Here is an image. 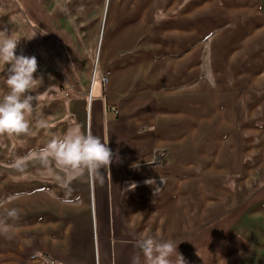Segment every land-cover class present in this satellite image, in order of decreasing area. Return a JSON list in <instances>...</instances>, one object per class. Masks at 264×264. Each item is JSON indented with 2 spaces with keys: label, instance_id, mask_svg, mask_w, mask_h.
<instances>
[{
  "label": "crops",
  "instance_id": "obj_1",
  "mask_svg": "<svg viewBox=\"0 0 264 264\" xmlns=\"http://www.w3.org/2000/svg\"><path fill=\"white\" fill-rule=\"evenodd\" d=\"M202 7L0 0V31L20 39L15 53L35 56L42 78L29 132L0 135V223L9 226L0 264H131L143 232L180 242L187 264L219 262L206 253L220 257V218L236 207L237 184L264 166V85L206 82ZM7 73L0 61V98ZM75 125L115 154L103 185L34 155Z\"/></svg>",
  "mask_w": 264,
  "mask_h": 264
},
{
  "label": "rangeland",
  "instance_id": "obj_2",
  "mask_svg": "<svg viewBox=\"0 0 264 264\" xmlns=\"http://www.w3.org/2000/svg\"><path fill=\"white\" fill-rule=\"evenodd\" d=\"M193 1L203 6L204 22L197 25L201 31L203 28L206 82L220 87L248 82L255 92L254 85H264V0ZM189 22V26L197 23L196 19ZM252 119L258 127L263 123L257 114ZM257 170H253L258 173L252 180L237 184L236 207L220 218V257L206 253L219 261L214 264H264V166L262 173ZM228 242L235 247L224 244ZM229 250L235 251L232 257Z\"/></svg>",
  "mask_w": 264,
  "mask_h": 264
},
{
  "label": "clouds",
  "instance_id": "obj_3",
  "mask_svg": "<svg viewBox=\"0 0 264 264\" xmlns=\"http://www.w3.org/2000/svg\"><path fill=\"white\" fill-rule=\"evenodd\" d=\"M41 35L46 34L40 31ZM36 35L34 33L33 37ZM20 39L13 38L6 31H0V61L8 65V73L4 80L7 91L0 98V135H21L29 132L27 116L33 111L35 96L31 95L33 89L42 84V78L35 77L37 60L35 56L17 55L15 53ZM41 127H47V122L40 121ZM34 155L48 168L52 163L57 168L66 170L73 178L87 176L93 183L103 185L105 173L109 172L115 154L109 144L90 131L82 130L80 125H75L60 137H54ZM25 160L18 158L14 167L23 169ZM138 168V164H133ZM104 169L102 174L100 169ZM146 180L145 184L149 185ZM155 182V181H154ZM136 187L133 183L128 190ZM70 191V190H69ZM71 203V199L63 201ZM19 210L11 209L8 216L18 218ZM9 226L0 223V234H7ZM180 242L165 239L159 232L152 234L143 232L137 239L136 246L139 254L133 255L131 264H187L185 258L177 251Z\"/></svg>",
  "mask_w": 264,
  "mask_h": 264
},
{
  "label": "built area",
  "instance_id": "obj_4",
  "mask_svg": "<svg viewBox=\"0 0 264 264\" xmlns=\"http://www.w3.org/2000/svg\"><path fill=\"white\" fill-rule=\"evenodd\" d=\"M106 82H107V77H106V76H103V78H102V83H103L104 86H105ZM112 111H113L114 113H117V112H118L117 110H115V109H113V108H112Z\"/></svg>",
  "mask_w": 264,
  "mask_h": 264
}]
</instances>
